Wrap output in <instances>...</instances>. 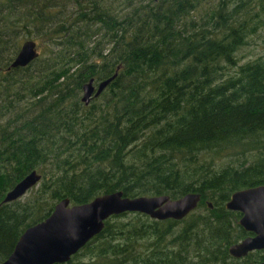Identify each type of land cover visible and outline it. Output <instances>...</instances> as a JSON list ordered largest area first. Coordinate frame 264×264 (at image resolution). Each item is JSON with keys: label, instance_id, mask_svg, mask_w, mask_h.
<instances>
[{"label": "trees", "instance_id": "trees-1", "mask_svg": "<svg viewBox=\"0 0 264 264\" xmlns=\"http://www.w3.org/2000/svg\"><path fill=\"white\" fill-rule=\"evenodd\" d=\"M263 26L264 0H0V68L21 40L40 48L0 72V262L60 199L121 191L200 199L180 220L110 215L55 264H225L244 230L224 203L264 185V54H238Z\"/></svg>", "mask_w": 264, "mask_h": 264}, {"label": "water", "instance_id": "water-1", "mask_svg": "<svg viewBox=\"0 0 264 264\" xmlns=\"http://www.w3.org/2000/svg\"><path fill=\"white\" fill-rule=\"evenodd\" d=\"M38 55L34 40L21 42L9 67H24ZM98 81L95 86L90 78L81 86L80 100L87 104L98 96L102 89L115 77ZM40 179V174L31 170L4 193L1 203L21 197ZM200 194L187 192L170 198L168 195L123 196L121 191L103 193L91 200L70 204L67 198L54 203L52 210L42 220L35 222L21 232L11 252L0 264H55L66 262L89 239L99 233L103 222L110 215L122 212H139L155 220H180L198 204ZM211 208V204L206 202ZM224 207L240 213L237 224L252 232L227 247L232 257H241L255 249H264V185L233 191ZM257 264H264L263 262Z\"/></svg>", "mask_w": 264, "mask_h": 264}, {"label": "rangeland", "instance_id": "rangeland-1", "mask_svg": "<svg viewBox=\"0 0 264 264\" xmlns=\"http://www.w3.org/2000/svg\"><path fill=\"white\" fill-rule=\"evenodd\" d=\"M66 8V11L68 10V12L72 9L71 7H69V5ZM67 14L64 13L63 16ZM258 32L256 33V36H252V38L248 39V43L247 45L242 46L239 50H238V54L242 55V59L241 60H245L247 58H252L253 56H257V55H262L264 54V26L259 30V28L257 29ZM28 39V38H27ZM24 40V39H23ZM21 40L19 43V46L21 44V42L23 41ZM34 40V39H33ZM37 46V51L40 50L39 45H38V41L34 40ZM19 48V47H18ZM43 49V47H41ZM81 95V92L79 93V96ZM29 190L26 191L21 197H19L18 199H24L25 197H27Z\"/></svg>", "mask_w": 264, "mask_h": 264}, {"label": "flooded vegetation", "instance_id": "flooded-vegetation-1", "mask_svg": "<svg viewBox=\"0 0 264 264\" xmlns=\"http://www.w3.org/2000/svg\"><path fill=\"white\" fill-rule=\"evenodd\" d=\"M13 57H12V59H13ZM12 59L9 61L8 65L6 67L0 68V72L4 73L6 71H10L11 67H9V64L12 61ZM239 216H240V213H239ZM253 235L254 234L252 232L244 230V236L241 239H243L246 236H253ZM241 239H239L238 241H240ZM263 261H264V249H255V250H251V251L247 252L246 255L241 256V257H232L229 255L227 257V260L225 261L226 262L225 264H257V263H260Z\"/></svg>", "mask_w": 264, "mask_h": 264}]
</instances>
